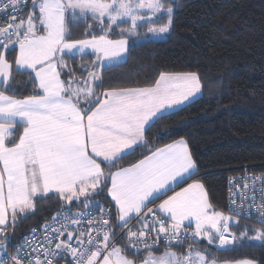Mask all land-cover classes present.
<instances>
[{
    "label": "snow or ice",
    "instance_id": "6c2138e0",
    "mask_svg": "<svg viewBox=\"0 0 264 264\" xmlns=\"http://www.w3.org/2000/svg\"><path fill=\"white\" fill-rule=\"evenodd\" d=\"M27 7L26 0H0V14L8 16L6 24L0 26V249L6 253L7 228L15 226L18 216L34 213L36 199L54 195L64 202L78 201L85 209L98 206L100 214L88 219L87 232L77 229L74 236L68 225L80 224L79 217L91 213L69 214L70 209L57 213L53 221H62L60 226L49 234L45 225L48 247L25 237L16 254L0 259V264H22L20 254L25 246L32 247L33 253H24L27 264H56L57 258L66 259L68 255L73 264H137L126 255L128 245L136 250L134 255L139 254L140 245L148 250L139 264H217L215 258L193 250L192 245L186 253H177L169 245L203 237L209 244L218 241L223 248L248 238L247 229L240 237L232 234L229 238L233 217L214 209L204 184L198 180L168 196L156 211L148 208L149 203L190 179L196 170L182 138L156 148L129 167L108 173L101 167L102 163L115 166L133 155L148 143L145 132L152 124L202 90L196 72H161L150 87L113 88L102 94L95 90L103 84L101 70L113 67L127 55L129 37L136 36L137 29L149 23L159 24L148 28L153 35L170 31L173 4L165 0H31L32 10L25 16L22 13ZM145 11L147 14H143ZM81 24H87L86 38L70 39L72 29ZM115 29H120L115 33L119 39L110 38ZM86 50L95 60L90 66L82 65V75L77 77L65 56L74 59ZM7 52L15 53L14 61H9ZM14 71L27 73L35 94L23 98L7 94L16 91ZM65 75L67 79L62 78ZM20 128L22 132L16 138L13 133ZM258 179L264 177H254L253 181ZM104 189L115 205V226L105 218L112 212L92 199ZM233 195L230 191V209L237 217L241 213L251 217L254 213L243 203L232 208L236 204ZM239 195L242 202L247 199L244 192ZM255 215L264 223V203L256 208ZM132 219L141 222L137 231L128 226ZM185 222L195 224L190 234ZM117 227L121 229L120 238L126 236L123 247L116 243ZM254 231L256 235L248 239L264 241V229ZM65 233L67 238L60 239ZM54 240L58 242L53 247ZM73 240L77 246H73ZM161 240L168 243L156 256L151 249ZM241 264L253 262L245 260Z\"/></svg>",
    "mask_w": 264,
    "mask_h": 264
},
{
    "label": "trees",
    "instance_id": "16d2710c",
    "mask_svg": "<svg viewBox=\"0 0 264 264\" xmlns=\"http://www.w3.org/2000/svg\"><path fill=\"white\" fill-rule=\"evenodd\" d=\"M165 3L174 6L170 31L160 39L137 42L129 37L130 49L125 60L102 69L103 84L95 90L102 94L113 88L152 86L161 72H196L202 90L198 97L152 124L145 132L148 143L133 155L119 160L115 166L102 163L101 167L106 173L112 172L182 138L196 162L195 172L184 183L198 179L204 184L210 203L226 213L229 176L245 169L264 173V0H165ZM152 25L145 23L137 29L138 37ZM86 28L87 24H81L72 29L70 39L86 38ZM119 31L115 29L110 38H120L115 34ZM6 55L9 61H14L15 53ZM94 60L90 53L74 59L65 56L77 77L82 75L80 67L90 66ZM12 83L16 91H8L11 96L35 94L27 73L14 71ZM21 131L22 128L13 136L17 137ZM92 199L111 208V223L117 225L107 190ZM35 204L34 213L18 216L6 251L15 250L28 230L40 226L56 212L84 207L78 201L67 204L54 195L36 199ZM257 227L264 229V225L242 218L230 226L235 233L246 229L253 233ZM120 231L117 227V234ZM123 240L117 244L125 246ZM134 253L126 248L127 255L135 256ZM216 256L218 260L252 258L257 264H264V241L240 246L234 242L232 247L218 250Z\"/></svg>",
    "mask_w": 264,
    "mask_h": 264
},
{
    "label": "built area",
    "instance_id": "2783aa9c",
    "mask_svg": "<svg viewBox=\"0 0 264 264\" xmlns=\"http://www.w3.org/2000/svg\"><path fill=\"white\" fill-rule=\"evenodd\" d=\"M26 3L28 4V7L24 9V12L22 13L23 15L26 16L28 11H31V0H26ZM9 15H11V13H9ZM8 20V16H4L3 14H0V26H4L6 24ZM254 177H264V173L260 172V171H247L246 169L241 171V172H235L232 175L229 176L228 180H227V207H226V213L228 214H233L236 215L234 211H232L230 209V191L232 193H234L235 195H233L231 197V199H234L236 201L235 205H232V208H235L237 205H241V203H243V207L245 209H250L254 214L251 217H247L245 216L243 213H241L240 216H238L239 218L245 219V220H250L253 221L255 223L264 225V223H261L258 221L255 213H256V208L259 207L262 203H264V201L261 200V195H262V190H264V179H258L253 181ZM245 184H248V188L245 189ZM254 185V187H253ZM244 192L247 196V199L243 200V202L241 201L240 198V193ZM255 196V200L252 199V197ZM99 204L103 206V208L105 209V211H111V208L106 205L104 202L99 201ZM148 208H152L153 211H156L153 203L152 204H148ZM68 208H64L63 210L56 212L55 214H53L51 216L50 219H48L47 221H45L44 223H42L40 226L38 227H34L30 230H28L24 236L22 237L20 244L16 247L15 250H8L3 253H0V259H8L10 256L15 255L16 254V250L18 247H20L21 245H24V238L27 237L28 240L30 242H36L38 244H42L44 245V247H48V245L45 243L44 240V235H45V225L47 224L48 227V232L49 234H51V230L54 228H57L60 226V223L62 221H53V217L57 215V213L63 214L64 212H68ZM70 213H77V212H89L91 213L90 216H85V217H79V219H81V223L78 225H68V231L73 232L74 236L76 234V230L77 229H83L85 232L88 231L89 225L87 223L88 219H91L92 217H99L100 214V208L97 207H89L88 209L83 208H74V209H70ZM145 212L147 211V209L144 210ZM157 215H159V213H157ZM112 217V216H111ZM111 217H105L110 219L111 221ZM73 218H77L75 216H73ZM149 219H151V214H149ZM136 221H138L137 219H132L128 226L133 230V231H137L139 228L136 226ZM185 228L187 229L188 233L190 234L192 229L189 228L188 226L185 225ZM9 230V231H8ZM35 230V231H33ZM126 232V230H124ZM120 233L121 231L117 234V238H116V243H118L120 240H122L120 238ZM93 235H95V233H92ZM5 235L9 236V239L7 241H5L6 245H9L11 243V236H12V227H8L6 230ZM229 238H231V234H229ZM151 237L154 238L155 237V233L151 234ZM67 238V233H65V236L60 237V239H66ZM86 239V237H85ZM195 239V238H194ZM194 239H186L185 242L180 245L177 244L175 241L171 242V244L169 245V247L171 248H179L182 246H187L189 245L192 241H194ZM57 240L53 241V247L55 245V243H57ZM124 244L126 245L127 240H126V236L123 240ZM151 242V239L149 240V243ZM71 243H73V246H77L75 240L71 241ZM167 241L161 240V242L157 245H155L152 249H158L161 247H165V245L167 244ZM35 246V244L33 245ZM130 250H132L133 252H135L136 250L131 248L130 245L127 246ZM151 249V250H152ZM140 250H146L143 248V245H140ZM27 252L30 255L33 254L32 253V247H28L25 246L21 252V260H22V264H27L28 261V257H26L24 255V253ZM40 252L43 253V248H40ZM73 264L72 262V258L70 255L67 256L66 259H61V258H57L56 264Z\"/></svg>",
    "mask_w": 264,
    "mask_h": 264
},
{
    "label": "rangeland",
    "instance_id": "374dc122",
    "mask_svg": "<svg viewBox=\"0 0 264 264\" xmlns=\"http://www.w3.org/2000/svg\"><path fill=\"white\" fill-rule=\"evenodd\" d=\"M153 26H158V25H152L150 27H153ZM148 28H147V31H146V33L144 35L142 34L139 37H138V34L136 36H132L135 39V41L139 42V41H145V40H149V39H160V38H163L167 34L166 33V34H161V35H153L152 33H148ZM199 95H200V93L197 96H195L194 98L198 97ZM164 146H162V147H164ZM150 154L151 153H148L146 155H150ZM166 194H168V193H166ZM169 196H171V195H169ZM167 198H168V196L166 198H164V200L167 199ZM81 199H83V198H81ZM65 203L68 204L69 202H65ZM223 213L225 215H228V216H232L233 217V220L229 221V234H231V235L232 234H235V236L240 237V235H241L242 232L241 233H235L230 228L231 225H234L238 221L239 217H237L236 215H233V214H228V213H225V212H223ZM140 223H141L140 221H136V226L138 227V224H140ZM257 229H260V228L257 227ZM255 235H256V232L250 233V232L247 231V237L248 238L254 237ZM200 238H202L204 240H200L198 244H194V247L195 248H193V250H201V251H204L205 254L208 256L209 259L215 258L216 261H217V264H241V262H243L245 260L252 261L253 264H257V261L254 260V259H252V258H241V259H238V260H218V258L216 256L217 255V251H218L217 248H216L217 245L215 244L216 242H214L212 244H209L208 241H207V239H205L203 237H199V239ZM248 238H241V239L235 241V246L246 245L248 243H253V242L254 243L261 242V241H254V240H251V239H248ZM233 244L228 245L226 247L227 248H230V247H232ZM187 251H188V248L185 250L184 253H186ZM3 252H5V250L4 249H0V253H3Z\"/></svg>",
    "mask_w": 264,
    "mask_h": 264
},
{
    "label": "crops",
    "instance_id": "0c3cea01",
    "mask_svg": "<svg viewBox=\"0 0 264 264\" xmlns=\"http://www.w3.org/2000/svg\"><path fill=\"white\" fill-rule=\"evenodd\" d=\"M143 14H147L146 13V11L143 13ZM156 27H158V26H156ZM111 39H119V38H111ZM75 40H78V39H75ZM86 53H90V50H86ZM125 58H126V56L119 62V63H121V62H123L124 60H125ZM118 64V63H117ZM87 75V74H86ZM85 75V76H86ZM154 85V84H153ZM152 85V86H153ZM148 87H150V86H148ZM9 95V94H8ZM16 98H23V97H16ZM174 109H176V108H174ZM174 109H172V110H174ZM22 132V131H21ZM18 136H19V134H18ZM18 136L16 137V138H18ZM151 153V152H150ZM144 157H142L141 159H143ZM102 159V158H101ZM141 159H139V160H141ZM138 160V161H139ZM138 161H136V162H138ZM135 162V163H136ZM134 164V163H133ZM132 165V164H131ZM131 165H128V166H125V167H129V166H131ZM117 170V169H116ZM116 170H114V171H116ZM113 172V171H112ZM196 180H198V179H191L190 181H187L186 183H181V184H179L178 186H176V187H174L172 190H170V191H167V193L168 194H164V195H162L157 201H156V203L154 204L153 203V205H154V207H155V209H157V207L159 206V204H161L162 202H163V200H164V198H166L167 196H169V195H172L174 192H177V191H180L181 190V188H184V187H187V184H190V183H192L193 181H196ZM199 181V180H198ZM109 186H110V181H109ZM109 196V195H108ZM109 199H110V201H111V197L109 196ZM113 203V207H114V209H115V205H114V202H112ZM214 207V206H213ZM214 209L216 210V211H220L219 209H217V208H215L214 207ZM115 211H116V209H115ZM220 212H222V211H220ZM26 214V213H25ZM22 215H24V214H22ZM185 225L186 226H188L189 228H191V229H194V227H195V224H194V222L189 226V224H188V222H185ZM138 228H140V224H138ZM200 240H204V239H202V238H200L199 239V237H196L195 239H194V241H192L189 245H192V247L193 248H195L194 247V244H198L199 243V241ZM201 244V243H200ZM216 245H217V249L218 250H222V249H225V248H227V247H223V248H221L220 246H219V243H218V241H216V243H215ZM118 245H120V244H118ZM189 245H187V246H182V247H179V248H171L173 251H176L177 253H184L185 252V250L188 248L189 249ZM152 251H153V253L156 255V256H159V255H161L164 251H165V247H161V248H159V249H156V250H154V249H152ZM147 254H148V250H140V252H139V254H136L135 256H129V255H127V257L129 258V259H133V260H135V261H137V264H139V262L143 259V258H145L146 256H147Z\"/></svg>",
    "mask_w": 264,
    "mask_h": 264
}]
</instances>
